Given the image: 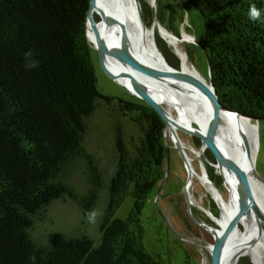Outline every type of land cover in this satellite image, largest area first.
Instances as JSON below:
<instances>
[{
	"label": "trees",
	"instance_id": "obj_1",
	"mask_svg": "<svg viewBox=\"0 0 264 264\" xmlns=\"http://www.w3.org/2000/svg\"><path fill=\"white\" fill-rule=\"evenodd\" d=\"M89 1L0 0V264H166L146 249L141 222L167 171L164 121L143 100L99 90ZM140 1L150 27L153 7ZM167 1L157 0L160 23L179 35L187 17L223 106L264 120V0ZM253 6L261 20L249 19ZM102 108L114 146L107 166L93 149V117ZM80 171L89 185L81 196ZM127 196V216L115 217ZM67 198L77 200L81 222L65 233L52 228L53 207Z\"/></svg>",
	"mask_w": 264,
	"mask_h": 264
},
{
	"label": "bare ground",
	"instance_id": "obj_2",
	"mask_svg": "<svg viewBox=\"0 0 264 264\" xmlns=\"http://www.w3.org/2000/svg\"><path fill=\"white\" fill-rule=\"evenodd\" d=\"M95 11L99 16L100 32L112 39L126 52H129L134 59L168 74L156 78L134 70L130 65L125 64L108 45L104 47L102 53L104 65L129 82L146 86L164 106L168 114L172 116V122L181 129L187 131L191 128L190 122H192L193 115L197 119L195 122L205 128L208 121L216 116L217 107L215 103L197 84L177 76V74H186L204 80L190 63L186 46L183 45L184 47H182L184 42L195 39L193 35L186 29H183L182 36H177L164 26L160 28L157 26L149 27L139 14L137 0H98ZM157 33L172 46L181 62L179 68L174 69L167 59H163L157 52ZM182 121L186 123L188 128L180 125ZM165 130L166 141L170 142V137L174 141V138L178 136L177 129V135L169 126ZM170 133L171 135H169ZM225 133H228V137L224 135ZM213 134L222 153L227 158L238 162L248 171L254 197V203L250 202L248 211L240 222L239 229L222 246V258L226 262L232 261L240 253L242 256L249 257L254 264H264V226L262 224L264 222V182L254 173L253 162L257 148V134L254 126L248 118L224 111L220 114ZM177 140L194 168V156L190 150L196 153V156L201 155V151L193 145H188L183 139L180 140L179 136ZM218 171L225 179L229 199H225L210 182L206 171L202 175L194 168L193 177H198L202 181L217 201L222 214L228 215L223 220L213 215L216 219L215 222L227 224L239 204L240 183L237 175L231 169L218 166ZM192 186L193 183H190V201L195 202ZM233 195L236 196V200L230 203V198Z\"/></svg>",
	"mask_w": 264,
	"mask_h": 264
},
{
	"label": "rangeland",
	"instance_id": "obj_3",
	"mask_svg": "<svg viewBox=\"0 0 264 264\" xmlns=\"http://www.w3.org/2000/svg\"><path fill=\"white\" fill-rule=\"evenodd\" d=\"M148 1L151 2V0ZM163 4L167 6L168 1L163 0ZM97 17L99 21L98 14ZM186 20L187 17L185 21ZM174 24L178 26L176 22H174ZM186 26L187 21L181 25L179 35L177 36H182L183 29L187 30ZM150 27L152 28V26ZM89 32L91 46L94 50L93 57L95 59L99 90L104 95L119 97L127 101L141 100L104 71L100 64L99 56L95 48L97 44V38L90 30ZM103 35L106 36L104 33ZM158 35L162 39H164L160 34ZM164 41L168 44V47L170 48L169 50H171L172 52V55L170 54V60L174 63H177V68H179L181 66L179 58L175 54L172 46L165 39ZM183 45L186 46V49L189 53V61L195 68L198 75L206 82H208V62L205 52L202 49L196 47V44L193 43L192 40L184 42L182 44V47H184ZM157 52L163 59L166 58L159 47ZM172 67L176 69L174 66ZM107 112L108 110L102 108L93 117V124L95 126V142L93 149H99L102 153L100 154V156L102 158L104 156L102 162L104 166L108 165L111 157L114 155L112 131L107 123L108 118L106 119V116H108ZM195 121H197V119L193 115L192 122ZM252 124L257 134V148L253 162L255 171L254 173L260 180L264 182V120L259 121L258 125L256 122H252ZM180 125L188 128L184 121H182ZM169 135H171V133ZM224 135L228 137V133H225ZM178 136L180 140L183 139L188 145H193L196 149L201 151L200 154L202 155V157H206L207 160H205L207 164H209L208 169L211 170V173H213L214 176H217L216 178L219 181H222L223 177L218 171V165L216 162L214 163L216 167L213 165V159H211L210 154L207 153L205 145H200L201 143L196 141L193 135L178 131ZM169 139L172 143V148L170 151V166L166 172L165 178L163 179L165 181L163 184L161 182L160 184H158V186H156L141 215V222L145 228L144 245L148 251L152 253H160L164 258L166 264H210L208 257V245L213 232V228L211 227V225L215 224L216 221L213 214L218 215L220 208L218 204H216V200L208 191L207 187L198 177V179H194L195 176L192 177V181L190 180L189 182V184L193 183L192 192L195 202H192L189 199V204L191 202V206H189V204L187 203V195L185 193L188 171L181 153L177 148L174 147L172 138L170 137ZM165 140H167V137H165ZM97 141H99V144L97 143ZM190 152L194 156L193 163H196L197 167L198 165L201 167L202 162L199 158L200 155L196 156V153L191 150ZM209 159L212 162L209 161ZM204 171L207 172V170L203 166V171L198 172L204 175ZM78 175L79 176L75 181V188L76 192L81 196L88 191L89 185L83 171H80ZM219 187L221 188L220 193L225 199H227L229 197V193L227 188H225L226 186L224 187V185L222 184V186L219 185ZM159 189L160 192L158 193ZM208 204L212 205L214 210L212 212L213 214H210L209 212L207 214L203 211L202 207H207ZM132 205L133 198L131 196H127L121 206L117 209L115 217L125 218ZM53 211L56 215V224L52 228L58 231L65 233L72 232L81 222V220H79L80 213L78 211L77 200L75 201L67 198L65 201L58 202L54 205ZM211 217L214 221L210 219ZM209 221H211V223H206ZM208 224L210 226H208ZM262 224L264 226V222H262ZM93 236L96 237V234H93Z\"/></svg>",
	"mask_w": 264,
	"mask_h": 264
},
{
	"label": "water",
	"instance_id": "obj_4",
	"mask_svg": "<svg viewBox=\"0 0 264 264\" xmlns=\"http://www.w3.org/2000/svg\"><path fill=\"white\" fill-rule=\"evenodd\" d=\"M98 0H90L89 1V7L87 11L86 16V28H87V36L88 31L90 30L97 38V44L95 46L97 50V54L99 56L100 64L105 72H107L112 78H114L118 83L123 85L125 88H127L133 95L137 96L141 100H143L145 103H147L151 108L155 110V112L162 118L164 121L165 128L167 126L171 127L174 132L177 135V131H180L182 133H187L194 135L198 137L206 148L209 149V151L214 156L215 162L219 167H227L228 169H231L234 171V173L237 175L240 187L238 190V198H239V204L237 207L236 212L233 214L231 218H229L227 224H223V222H217V227L213 228L212 235L210 237L209 245H208V257L210 264H238V262L241 260L242 254H238L235 258L232 259V261H224L221 255V249L226 240L230 238V236L239 229L240 222L244 218L245 214L248 211L250 202L254 203V197L252 192V186H251V179L248 171L240 165L238 162L227 158L220 148L218 147V144L216 143L213 129L216 125V123L219 120L220 114L224 111L232 113L234 115L238 116H244L248 118L252 122H256L258 125L259 119H256L252 116H248L245 114H242L237 111L230 110L223 106L221 101L219 100L217 91L215 89V86L211 79V68L210 64L208 62V79L209 82H205L204 80L192 76V75H186V74H177L179 78L187 79L195 84H197L204 93L215 103L217 107L216 116L211 118L206 127L202 128L197 122H190V127L187 131L181 129L176 124L172 122V116H170L167 112V110L164 108V106L157 100L156 96L148 90V88L144 85H140L137 83H134L132 81L126 80L123 76L119 75L115 71H113L111 68L104 65L102 61V53L105 46H109L111 49L115 51L117 55H119L120 59L125 63L130 65L134 70L140 71L141 73L152 76V77H163L164 75H167L168 73L159 70L158 68H155L149 64H146L144 62L138 61L134 59L129 52H126L123 48H121L118 44H116L112 39L109 37H106L103 35L102 32H100L99 25H98V17L96 14V6H97ZM138 3V11L140 16L142 17L143 21V12H142V5L141 1L137 0ZM151 5L153 7V24L152 27L157 26L158 28L162 27L163 25L158 20L157 14H156V0L153 4V0H151ZM157 21V22H156ZM195 38V36H193ZM89 39V36H88ZM90 40V39H89ZM195 44L200 46L207 56V52L205 48L199 43V41L195 38ZM178 136L174 138V143L176 148L181 153L184 162L186 164L187 170H188V179L185 185V193L187 195L188 200L190 199L189 191H188V184L193 176L194 169L192 166V163L188 159V157L185 155V152L183 151L180 142L177 140ZM165 150H166V168L168 170L170 166V151H171V143L169 141H165ZM167 172V171H166ZM255 172V171H254ZM221 174V173H220ZM222 175V174H221ZM223 177V175H222ZM209 178V177H208ZM210 182L215 186L217 190L218 186L216 183L210 179ZM165 180H162V184ZM160 192V189L158 190V193ZM236 200V196L233 195L232 198H230V203H233V201ZM228 215L222 214L220 210L219 217L223 220Z\"/></svg>",
	"mask_w": 264,
	"mask_h": 264
},
{
	"label": "flooded vegetation",
	"instance_id": "obj_5",
	"mask_svg": "<svg viewBox=\"0 0 264 264\" xmlns=\"http://www.w3.org/2000/svg\"><path fill=\"white\" fill-rule=\"evenodd\" d=\"M191 135V134H190ZM194 136V135H193ZM197 140H199L200 141V145H202L203 144V142L198 138V137H196V136H194ZM164 138H165V130H164ZM195 139V140H196ZM196 140V141H197ZM166 141V140H165ZM173 143H174V141H173ZM172 144V143H171ZM174 147L176 148V146H175V143H174ZM171 148H172V145H171ZM207 149V153H211L210 151H209V149L208 148H206ZM203 150V149H202ZM205 152V151H204ZM211 159H213V165L215 166V159H214V156L212 155V153H211ZM200 160H201V162H202V165H201V167L198 165V167H197V165H196V163H193L194 164V166H195V168L198 170V171H200V172H202L203 171V166L205 167V169L207 170V176L210 178V179H212L215 183H216V185L218 186V189H219V191L221 192V188L219 187V185H221L222 186V184L224 185V187H225V179H224V177L222 178L220 175V177L222 178V181H219L216 177L217 176H214L213 175V173H211V170H209L208 169V166H209V164H207V162H206V157L204 158V157H202V155H200ZM206 159V160H205ZM209 161H211L210 159H209ZM212 162V161H211ZM185 166H186V164H185ZM216 167V166H215ZM187 168V167H186ZM194 169V168H193ZM188 171V170H187ZM219 173V172H218ZM193 177V176H192ZM192 179V178H191ZM194 179H198L197 177H195ZM187 182V181H186ZM221 183V184H220ZM219 184V185H218ZM226 188V187H225ZM188 191H189V189H188ZM189 194H190V191H189ZM229 198V197H228ZM227 198V199H228ZM187 203L189 204V200H188V198H187ZM195 204V203H194ZM216 204H218L217 203V201H216ZM189 206H191V204H189ZM201 206H203V205H201ZM209 206V207H208ZM208 206L207 207H202V209H203V211L205 212V213H207L208 214V212L211 214L214 210H213V207H212V205H209L208 204ZM219 206V205H218ZM220 208V207H219ZM218 211V210H217ZM213 214V213H212ZM219 214H220V211L218 212V215H214V216H216V217H219ZM211 216V215H210ZM212 221H214L213 220V218L211 217L210 218ZM197 220V219H196ZM206 223H211V221H209V222H206ZM217 225V223L215 222V224H212L211 225V227L212 228H215V227H217L216 226ZM208 226H210L209 224H208ZM213 231V230H212Z\"/></svg>",
	"mask_w": 264,
	"mask_h": 264
},
{
	"label": "clouds",
	"instance_id": "obj_6",
	"mask_svg": "<svg viewBox=\"0 0 264 264\" xmlns=\"http://www.w3.org/2000/svg\"><path fill=\"white\" fill-rule=\"evenodd\" d=\"M155 3V0H153V4ZM261 10L255 8L254 6L249 9V19L253 21H258L261 20ZM195 43V40L193 39L192 41ZM35 62H30L29 64L26 65V67H35ZM96 214L93 213L91 216V220L94 222L95 221Z\"/></svg>",
	"mask_w": 264,
	"mask_h": 264
}]
</instances>
